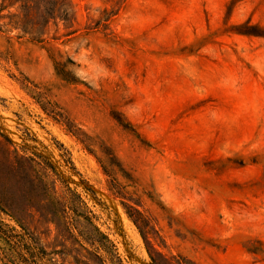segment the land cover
<instances>
[{"label":"rangeland","instance_id":"obj_1","mask_svg":"<svg viewBox=\"0 0 264 264\" xmlns=\"http://www.w3.org/2000/svg\"><path fill=\"white\" fill-rule=\"evenodd\" d=\"M25 4L1 12L0 126L82 193L124 264H154L138 226L158 264H264V0H33L35 23L13 17ZM0 221V264L62 262L54 226L40 256Z\"/></svg>","mask_w":264,"mask_h":264},{"label":"trees","instance_id":"obj_2","mask_svg":"<svg viewBox=\"0 0 264 264\" xmlns=\"http://www.w3.org/2000/svg\"><path fill=\"white\" fill-rule=\"evenodd\" d=\"M25 2V13L14 14L30 23H35L33 14V0H3L0 7ZM48 18L45 23H48ZM24 33L33 38L44 33L42 30L25 27ZM1 31V27H0ZM2 54H0L1 57ZM27 87H30L27 84ZM0 100H4L0 96ZM69 129H72L67 124ZM72 131V130H71ZM76 134V132H75ZM67 162L73 163L72 158ZM105 172L112 176V172L103 164ZM129 215L132 216L130 206L123 204ZM0 213L7 214L24 231L20 234V246L28 254L43 256L49 254L47 247L51 245L44 239L51 236L55 227L57 236L64 238L63 250L55 247L52 253L62 255V262L56 259L52 264H124L118 245L100 224V215L90 202L75 189L58 171L53 162L38 152H28L24 147L15 144L12 138L0 126ZM134 219V218H133ZM135 223L136 220H134ZM138 225V224H137ZM7 226V229L5 228ZM143 236L148 253L154 264H158L155 253L159 254L151 240ZM15 227L3 224L0 221V236L13 237L10 232ZM26 236L30 237L28 243ZM161 255V254H159ZM27 264L28 259L22 255ZM71 258V260H68Z\"/></svg>","mask_w":264,"mask_h":264}]
</instances>
